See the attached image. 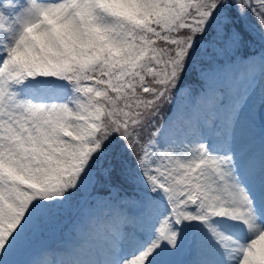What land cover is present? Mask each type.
Here are the masks:
<instances>
[{"label":"snow or ice","instance_id":"obj_1","mask_svg":"<svg viewBox=\"0 0 264 264\" xmlns=\"http://www.w3.org/2000/svg\"><path fill=\"white\" fill-rule=\"evenodd\" d=\"M0 264H264V0H0Z\"/></svg>","mask_w":264,"mask_h":264},{"label":"rangeland","instance_id":"obj_2","mask_svg":"<svg viewBox=\"0 0 264 264\" xmlns=\"http://www.w3.org/2000/svg\"><path fill=\"white\" fill-rule=\"evenodd\" d=\"M59 241L57 240V239H52V240H49V241H47V243H49V244H56V243H58ZM19 257H17V259H18Z\"/></svg>","mask_w":264,"mask_h":264}]
</instances>
